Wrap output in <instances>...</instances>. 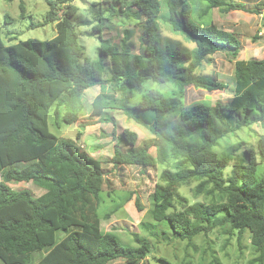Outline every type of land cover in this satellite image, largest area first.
<instances>
[{
    "label": "trees",
    "instance_id": "obj_1",
    "mask_svg": "<svg viewBox=\"0 0 264 264\" xmlns=\"http://www.w3.org/2000/svg\"><path fill=\"white\" fill-rule=\"evenodd\" d=\"M46 1L50 9L46 22H56L57 33L51 39L29 38L6 45L0 27L2 264H27L33 252L43 249L46 253L35 264H113L120 259L124 261L120 264H149L154 247L151 238L136 237L138 242L129 245L117 233L102 228L99 208L107 182L104 162L82 150L77 140L60 137L49 127L52 109L58 127L78 122L86 110V91L95 86L101 91L91 102L93 116L112 108L135 110L133 116L153 135L135 146L137 134L125 130L123 135L131 146L125 151L116 144L112 161L175 168L163 170L162 182L155 185L154 222L166 224L171 239L187 240L188 244L220 227L236 232L239 239L248 231L258 253L253 261L264 264V132L234 162L229 175L224 171L237 157V149L224 155L217 149L228 134L248 122L253 111L264 126V56L238 58L240 37L212 20L202 21L214 8L228 13L242 6L236 0H205L208 6L195 22L189 0H166L168 15L163 20L173 33L195 43L194 50L188 52L177 42L176 48L161 46L162 0H110L108 6L95 9L100 56L93 59L86 56L72 20L78 6L67 0ZM62 5L65 8L60 14ZM21 10L24 17V4ZM106 12L121 15L123 26L141 27L142 52H132L125 43L118 47L103 34L102 23L111 19ZM219 51L228 52L235 60L233 98L215 104H183L181 97L191 86L209 91L227 87L197 73L203 62ZM149 81L173 84L171 98L156 88L145 91ZM138 92L142 98L131 106ZM241 112L244 121L232 126L230 119ZM82 134L78 132L77 138ZM191 180L199 181L196 194L210 187L216 200L191 202L181 194L180 187ZM12 181H33L46 192L35 197L28 188H12ZM111 213H106V218ZM58 230L67 233L60 241ZM211 264L223 263L213 254Z\"/></svg>",
    "mask_w": 264,
    "mask_h": 264
},
{
    "label": "rangeland",
    "instance_id": "obj_2",
    "mask_svg": "<svg viewBox=\"0 0 264 264\" xmlns=\"http://www.w3.org/2000/svg\"><path fill=\"white\" fill-rule=\"evenodd\" d=\"M59 2L64 0H57ZM78 6V11L72 16L80 32V41L85 47L86 56L97 59L100 56V40L95 29L99 22L97 10L102 5L108 6L110 0H67ZM93 7V2H98ZM194 10L191 18L197 21L199 12L207 8V1L189 0ZM243 9L223 13L219 8H214L204 16L202 21L209 23L211 20L226 30L235 32L241 39L242 49L240 59L262 58L264 56V0H236ZM21 4L25 6V16L22 17ZM63 5L59 13H63ZM49 5L46 0H0V27L1 35L6 45L16 43L19 40L29 38L51 39L57 33L56 22H46ZM109 12L105 16L111 19L102 23L103 34L113 41L114 45L121 47L126 44L131 47L132 52L138 53L144 50V40L140 26L122 25L123 17L112 16ZM168 15L166 0L161 1V13L159 16L161 46L168 44L191 52L195 43L185 39L182 34L173 33L163 18ZM94 27V29H93ZM132 29L133 31H131ZM129 32V33H128ZM128 35V38H127ZM178 48V49H179ZM205 60L197 73L201 76H209L215 81L227 84V87L220 90H203L191 86L187 88L181 102L185 105H192L198 102L215 104L221 100L229 102L234 96L236 83L235 60L226 51H219ZM173 84L158 82H147L144 90L156 88L164 91L165 98H171L174 88ZM100 86H95L86 91V110L80 120L74 124L63 123L62 127L55 124L54 110L49 115V127L52 132L60 137L77 140L82 150L87 151L91 156L104 162L107 182L102 193V204L99 208V215L102 218L104 231H113L119 235L123 243L135 245L136 237L151 238L153 249L149 255V264H211L215 254L223 264H261L253 261L258 256L251 243V235L248 231L239 239L236 232L230 233L227 227L217 228L209 235L201 234L194 240V244L188 241L173 238L172 232L166 224L155 223L152 218L154 208V190L158 182H162V171L171 169L173 165H156V167H142L137 165L116 164L112 161L115 155L116 144L127 150L131 145L124 137L125 130L137 134L135 146L143 145L153 137L149 128L139 122L132 113L135 110L107 109L103 115L93 116L91 113V102L100 93ZM142 98V93H137L130 103L137 104ZM248 122L243 123L237 130L228 134L217 146V149L227 154L231 150L235 152L236 158L225 169V175H229L234 162H238L244 151L252 144H256L259 136L264 132L263 122L259 121L258 113L251 112ZM245 119L244 113H237L230 119L231 125L242 122ZM222 128L221 123L219 124ZM78 132H83L81 139L77 138ZM234 149V150H233ZM151 154L155 156L153 148ZM264 169V167H263ZM262 170V168H261ZM198 180H191L183 184L179 192L186 196L191 202L200 201L209 203L216 200L209 190L196 194L194 188ZM9 185L20 190L28 188L35 197L46 192V189L33 181H12ZM195 193V194H194ZM112 212L109 218L105 214ZM64 230L56 232L57 241L66 236ZM154 235V236H153ZM172 235V236H171ZM46 253V249L35 251L31 254L30 262L35 264ZM117 260L113 264L123 263ZM0 264H2L0 260Z\"/></svg>",
    "mask_w": 264,
    "mask_h": 264
}]
</instances>
